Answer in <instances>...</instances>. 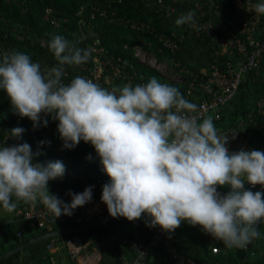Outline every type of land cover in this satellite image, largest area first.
<instances>
[{"label":"clouds","instance_id":"clouds-1","mask_svg":"<svg viewBox=\"0 0 264 264\" xmlns=\"http://www.w3.org/2000/svg\"><path fill=\"white\" fill-rule=\"evenodd\" d=\"M253 8L264 15V2ZM194 17L189 11L175 24L191 25ZM47 47L57 61L47 71L22 52L0 54V90L14 114L30 120L33 129L47 126L45 117L58 122L63 149H74L81 141L94 148L109 178L101 202L111 218L132 222L144 214L148 227L169 234L186 222L227 248H244L260 236L264 152H229V136H221L211 118L200 119L197 105L177 87L156 78L111 90L83 76L65 84V66L87 63L92 50L62 36ZM24 131L16 127L10 134L19 139ZM64 172L61 161L33 163L27 143L0 147V209L12 213L20 202L39 200L55 218L72 215L90 202L92 188L68 193L71 202L64 203L48 189L49 181ZM225 185L228 190L222 195L217 189ZM245 185H260L261 191L246 190Z\"/></svg>","mask_w":264,"mask_h":264},{"label":"trees","instance_id":"trees-1","mask_svg":"<svg viewBox=\"0 0 264 264\" xmlns=\"http://www.w3.org/2000/svg\"><path fill=\"white\" fill-rule=\"evenodd\" d=\"M108 0H0V50L3 48L7 52L17 51L30 56L32 62L38 63L41 70L45 66L56 67L57 61L49 51L47 45L55 36H62L76 47L89 49L86 42L89 38L77 42L74 35H79L81 19L91 20L90 26L100 39L103 53L106 56L116 59L120 57L122 61L132 65L126 67L129 70L128 79H115L114 87H123L131 84L133 87L140 81L149 82L156 78L159 82L163 79L151 68L137 63L130 47L134 42L141 38L150 46L148 48L155 53L160 60H167L172 66L174 62H180L191 72L199 73L201 70H210L212 64L220 65L226 60V54H216L217 45L207 35H197L188 28L179 27L175 24L172 17H166L165 13L145 0H110L114 6L116 18L122 22L145 23L150 28L133 29L130 25L102 22L100 19H91L90 10L94 3L104 5ZM175 5L182 4L186 7L189 0H165ZM204 8L205 4L212 7V18L215 25L219 26L222 18L215 14V7L224 8L225 19H234L235 4L234 0H201ZM50 9L48 12L47 10ZM81 10V11H80ZM214 15V16H213ZM51 19L57 21L55 26ZM86 21V22H87ZM99 24V26H97ZM166 33L176 37L178 48L171 52L162 48L158 42L156 34ZM41 39L45 43H41ZM230 58V57H229ZM92 64V54L89 61L80 66H65L69 72L67 81L76 76L87 73ZM190 76H186L185 81L177 84H170L179 89L180 93L185 90ZM246 80L253 85L264 89V75L255 71H250L246 75ZM244 115L248 110L244 111ZM45 127L33 129L32 122L27 118L21 119L14 114L11 109L10 101L6 94L0 90V140H4L11 145L27 143L34 151V159L37 163L46 165L49 162L61 161L65 166L62 178L49 181L48 189L51 194L63 198L64 203L71 202L68 193L78 194L84 184V178L94 179L96 174L104 173L99 159L96 157L94 148L90 144L81 141L74 149L67 150L62 148L63 142L56 131L57 123L49 117ZM233 120V119H232ZM230 120L229 122H233ZM21 127L25 131L19 139L11 137V130ZM255 130V129H254ZM43 142V143H42ZM91 156L92 159H86ZM77 175L71 178V174ZM79 171V174H78ZM109 182V178H108ZM222 195L226 194L228 187L223 186L217 189ZM254 191V190H253ZM24 202L18 203V208ZM108 213L107 209L92 216L91 219L76 217L74 220L63 222L61 217L55 218L53 215L47 217L44 226H32L31 221H16L9 224L0 223V253L26 242L32 237L42 235L48 231L63 227L83 224L89 220L98 218ZM149 218L142 214L141 218L129 222L126 219L109 218L95 226L80 229L68 233L59 238L78 235L83 240L89 242L90 246L102 244L101 259L98 264H114L121 261V257L131 259L133 252L121 243L122 239L137 237L144 240L152 238L158 227H148ZM24 227L21 237L16 236L19 227ZM260 236L244 249L246 258L239 261L235 257L237 248H227L224 244L203 232L199 226L191 227L186 222L171 234L166 233L169 244L177 251L191 258L196 264H264V255L260 252V247L264 246V223L257 225ZM114 236L113 239L111 237ZM50 239H44L32 244L25 250L13 254L11 257L3 259L0 264L19 263L25 264H49V254L46 244ZM6 247H2V245ZM217 248V253L212 249ZM150 255V254H149ZM149 257V256H148ZM148 259V258H147ZM163 264H181L177 260L164 259Z\"/></svg>","mask_w":264,"mask_h":264},{"label":"built area","instance_id":"built-area-1","mask_svg":"<svg viewBox=\"0 0 264 264\" xmlns=\"http://www.w3.org/2000/svg\"><path fill=\"white\" fill-rule=\"evenodd\" d=\"M151 3L165 13L166 17H172L175 20L182 14L189 11L195 12L193 24H185L178 26L188 28L197 35H207L216 43V54H235L242 58V61L234 65L227 55L225 61L220 65L212 64L210 70H201L199 73L191 72L186 66L180 62H174L171 66L167 60H160L148 46L144 40L139 38L130 47L137 63L147 66L154 70L163 80V84H177L186 80V76L190 79L181 93L186 100L197 105L198 112L196 115L200 119H204L210 112H215L214 119L220 123V110L233 100L243 78L250 72L255 71L264 75V15H259L254 11L253 6L261 3L260 0H234L235 12L234 19H225V9L215 7L214 15L222 18L219 26L215 25L212 18V7L205 2L208 8H204L201 0L189 1V5L184 7L182 4L178 6L165 0H145ZM94 7L89 16L91 19H100L102 22L118 23L130 25L133 29L150 28L145 23L137 24L136 22H122L116 18V12L110 0L104 5L93 4ZM48 12L50 9L47 10ZM81 11V10H80ZM213 15V16H214ZM223 16V17H222ZM81 19L80 34L74 35L77 42L89 38L86 42L88 48L92 50V64L86 74L80 75L91 79L101 87L111 90L115 86V79H128L131 67L120 57L114 59L104 55L103 47L100 45L99 37L91 29V20ZM51 23L58 25L57 21L51 19ZM99 26V24H97ZM151 29V28H150ZM151 31H153L151 29ZM158 42L162 48L174 52L178 48V40L176 37L167 35L166 33L156 34ZM7 52L5 49L0 50V54ZM169 66H171L169 68ZM47 70L52 67L45 66ZM169 71L172 75V82L164 81L165 72ZM69 72L65 70L62 82L68 84ZM145 81H140L136 85H144ZM50 118V117H49ZM51 119V118H50ZM52 120V119H51ZM233 122H223L218 124L216 129L221 136H229V143L226 145L229 152L239 151L241 148L251 151L258 150L264 152V94L256 97L252 108L244 115L240 114ZM255 129V130H254ZM235 135L233 139L232 136ZM12 146L5 139L0 140V147ZM33 163H37L34 159ZM84 184L80 190L82 193L85 188H92V199L83 207L75 209L70 216L61 215L63 222L74 220L80 216L85 219H91L93 215L107 209L106 205L101 202L102 186L108 183V177L105 173L96 174L94 179L84 178ZM246 188L261 191V186L252 187L245 185ZM18 217L16 221H31L32 226H44L47 217L52 216L51 213L37 200L34 203H23L22 207L17 210ZM24 227H19L16 236L21 237ZM114 236L111 237L113 239ZM121 243L133 252L131 259L121 257V261L114 264H144L151 253L152 249L161 246L165 259L177 260L181 264H196L191 258L173 248L168 241L165 232L158 227L152 238L144 240L135 236L121 240ZM46 250L49 254V264H59L65 261L64 258L59 260L60 256L65 257L68 264H98L101 259V244L97 243L90 246L89 242L83 240L78 235L68 236L66 238L53 237L46 244ZM213 253H217V248L212 249ZM66 262V261H65ZM4 264H25L4 263ZM67 264V262H66ZM111 264V263H109Z\"/></svg>","mask_w":264,"mask_h":264},{"label":"crops","instance_id":"crops-1","mask_svg":"<svg viewBox=\"0 0 264 264\" xmlns=\"http://www.w3.org/2000/svg\"><path fill=\"white\" fill-rule=\"evenodd\" d=\"M189 1H193V0H189ZM260 1L264 2V0H260ZM227 55L230 57L234 65H237L242 61V58L240 56L231 53H228ZM261 94H264V89H261L256 85L250 84L246 80V76H245L243 78L239 91L237 92L233 100L228 104H226L220 110L219 112L221 115L220 123L229 122L230 120L235 119L238 115L245 113L244 112L245 110H249L250 108H252L253 102L255 101L256 97L260 96ZM214 115L215 112H210L206 118H211L213 120L214 125L217 126L220 123L214 119ZM57 197L62 201H64L63 198H61L60 196ZM17 210L18 207H16L14 212L7 213L3 209H0V223L9 224L10 222H13L17 215ZM5 245L7 244L2 245V247H6ZM260 252L262 255H264V246L260 247ZM164 259L165 257L163 254V248L161 246H157L152 249L148 259L144 264H163ZM59 264H66V262L65 261L61 263L59 262Z\"/></svg>","mask_w":264,"mask_h":264},{"label":"water","instance_id":"water-1","mask_svg":"<svg viewBox=\"0 0 264 264\" xmlns=\"http://www.w3.org/2000/svg\"><path fill=\"white\" fill-rule=\"evenodd\" d=\"M225 186H227V185H225ZM245 189L247 190L248 188L245 187ZM253 192H255V191H253ZM109 218H110V216L108 215V213H106V214H104V215H102V216H100L98 218H95L93 220H89V221H87V222H85L83 224L63 227V228H59V229H56V230H51V231H48V232H46V233H44L42 235L32 237L29 240H27L26 242L20 243V244H18L16 246L6 250L5 252L0 253V261L3 260V259L11 257L15 253H19V252L25 250L26 248L30 247L32 244H34V243H36L38 241H41V240H44V239H50V238H53V237L62 236V235H65V234H68V233H72V232L80 230V229H84V228H88V227H91V226H95L98 223H100L102 221H105V220H107ZM246 255H247V253H246V250L244 248H237L235 250V257L239 261H243L246 258Z\"/></svg>","mask_w":264,"mask_h":264},{"label":"rangeland","instance_id":"rangeland-1","mask_svg":"<svg viewBox=\"0 0 264 264\" xmlns=\"http://www.w3.org/2000/svg\"><path fill=\"white\" fill-rule=\"evenodd\" d=\"M41 43L42 44H44L45 43V40L44 39H41ZM171 66H169V68H170ZM42 71H47V69H43ZM164 77L166 78L164 81H169V82H172L171 80H169V79H172V75H171V73L169 72V71H167V72H165V74H164ZM73 172V171H72ZM71 175V178H73L74 176H76L77 175V173L76 172H73V173H70ZM79 174V173H78ZM101 246H102V244H101ZM61 258H64V260L67 262V263H69V261H67L66 259H65V257H63V256H60L59 257V260H61Z\"/></svg>","mask_w":264,"mask_h":264}]
</instances>
